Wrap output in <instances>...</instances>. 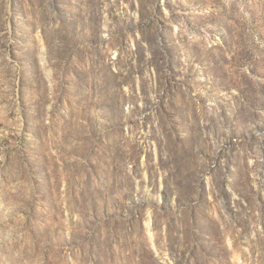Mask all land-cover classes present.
Masks as SVG:
<instances>
[{"label": "rangeland", "instance_id": "obj_1", "mask_svg": "<svg viewBox=\"0 0 264 264\" xmlns=\"http://www.w3.org/2000/svg\"><path fill=\"white\" fill-rule=\"evenodd\" d=\"M0 264H264V0H0Z\"/></svg>", "mask_w": 264, "mask_h": 264}]
</instances>
